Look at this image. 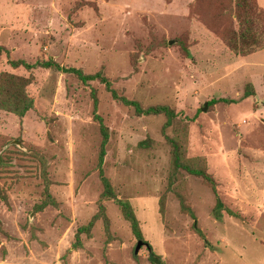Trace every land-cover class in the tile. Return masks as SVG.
Wrapping results in <instances>:
<instances>
[{"label":"rangeland","instance_id":"374dc122","mask_svg":"<svg viewBox=\"0 0 264 264\" xmlns=\"http://www.w3.org/2000/svg\"><path fill=\"white\" fill-rule=\"evenodd\" d=\"M232 13V0H0V75L27 80L31 101L20 118L0 107V264H264V53L224 47ZM45 61L57 68L33 66ZM69 70L174 117L162 132L163 115ZM165 138L213 190L174 168Z\"/></svg>","mask_w":264,"mask_h":264},{"label":"trees","instance_id":"16d2710c","mask_svg":"<svg viewBox=\"0 0 264 264\" xmlns=\"http://www.w3.org/2000/svg\"><path fill=\"white\" fill-rule=\"evenodd\" d=\"M233 1V15L236 21L235 28L228 27L222 33V43L224 47L234 56L236 57H246L256 52H259L264 49V14L263 11L256 5L255 0H232ZM231 14V15H232ZM184 55L187 57V50H183ZM10 64L14 67L22 66L25 69H30L32 65L26 64L22 61H14L10 62ZM39 65L45 68H57L50 61H45L41 63H36L33 66ZM74 73L77 78L81 82L91 81L97 79L100 81L105 89L110 93L113 99L120 101L124 105L131 106L134 112L137 115H163L165 117V122L163 124L162 132L165 127H168L173 119L174 115L172 110H170L167 106H152L146 109H141L137 103L128 102L124 98L116 96V94L110 89L109 83L101 77L98 73L94 75H82L77 70H69ZM27 80L23 78L14 77L9 74H1L0 75V104L3 109L8 112L13 113L17 117H22L23 114L31 108V101L28 99L24 92L23 88ZM263 85H264V77H263ZM247 93L251 94V89L247 91ZM264 124V120H263ZM101 133V151H100V159L103 155L102 147L106 143V133L102 127H100ZM166 141L170 144L173 166L175 169H183L187 174L192 175L194 177H199L202 182L209 186L211 190H213V180L212 178L204 171L200 169H190L178 161V153H177V145L167 138ZM102 185L104 187L103 196L110 195L108 185L105 180L102 179ZM181 208L186 210L184 206L181 204ZM223 209L222 204L216 199L214 208L212 210V215L215 219H220L221 214L220 210ZM122 213L124 218L130 223L131 230L136 237H139V232L136 227V222L129 210V207L126 204L122 205ZM230 214V212H227ZM189 215L192 214L189 212ZM88 227V226H87ZM87 227L83 229H79L78 231H85ZM148 260L152 264H161L158 257L149 254Z\"/></svg>","mask_w":264,"mask_h":264},{"label":"water","instance_id":"95a60500","mask_svg":"<svg viewBox=\"0 0 264 264\" xmlns=\"http://www.w3.org/2000/svg\"><path fill=\"white\" fill-rule=\"evenodd\" d=\"M168 44H171L172 42L171 41H168L167 42ZM203 110V109H202ZM140 247V244L137 243L136 246H135V249H134V252H136L138 250V248Z\"/></svg>","mask_w":264,"mask_h":264},{"label":"crops","instance_id":"0c3cea01","mask_svg":"<svg viewBox=\"0 0 264 264\" xmlns=\"http://www.w3.org/2000/svg\"><path fill=\"white\" fill-rule=\"evenodd\" d=\"M263 14H264V13H263ZM259 53H264V49L261 50V51H259V52L254 53V55H257V54H259Z\"/></svg>","mask_w":264,"mask_h":264}]
</instances>
